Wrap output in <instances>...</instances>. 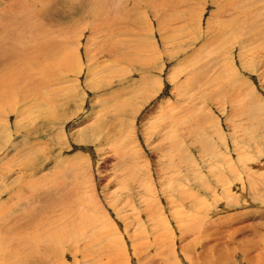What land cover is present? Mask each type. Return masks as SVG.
Wrapping results in <instances>:
<instances>
[{
    "label": "rangeland",
    "instance_id": "1",
    "mask_svg": "<svg viewBox=\"0 0 264 264\" xmlns=\"http://www.w3.org/2000/svg\"><path fill=\"white\" fill-rule=\"evenodd\" d=\"M0 47V264H264V0H0Z\"/></svg>",
    "mask_w": 264,
    "mask_h": 264
},
{
    "label": "bare ground",
    "instance_id": "2",
    "mask_svg": "<svg viewBox=\"0 0 264 264\" xmlns=\"http://www.w3.org/2000/svg\"><path fill=\"white\" fill-rule=\"evenodd\" d=\"M165 1V0H164ZM16 2V1H15ZM22 2V1H21ZM231 2H229L228 4H230ZM7 4V3H6ZM227 4V5H228ZM235 3H233V5H234ZM50 5V4H49ZM98 5V4H97ZM238 5V4H237ZM237 5H234V6H237ZM64 6V5H63ZM101 6V5H100ZM104 8V7H103ZM187 9V8H186ZM216 10H218V9H216ZM105 12V11H104ZM13 19V18H12ZM223 19V18H222ZM224 20V19H223ZM7 21V20H6ZM4 22V21H3ZM224 22V21H223ZM7 23V22H6ZM220 23H221V21H220ZM9 24V23H8ZM16 26V25H15ZM219 33V32H218ZM219 37V36H218ZM215 40V39H214ZM218 40V39H217ZM206 43V42H205ZM208 44V43H207ZM247 45V44H246ZM2 46V45H1ZM0 48H2V47H0ZM4 49V48H3ZM6 50V49H5ZM256 51V50H255ZM2 53H4V51H2ZM1 55V54H0ZM215 65V64H214ZM17 74V73H16ZM15 74V75H16ZM40 99V98H39ZM160 106V105H159ZM171 106V105H170ZM172 107H174V106H172ZM173 109V108H172ZM175 110V109H174ZM156 111V110H155ZM171 111V110H170ZM173 111V110H172ZM173 113V112H172ZM175 114V113H174ZM170 116V115H169ZM174 117V116H173ZM172 129V128H171ZM170 129V130H171ZM190 131V130H189ZM169 132V131H168ZM171 134V133H170ZM140 151V150H139ZM172 151V150H171ZM135 152V151H134ZM264 164V163H263ZM263 164H260L261 165V168H262V166H263ZM37 170V169H36ZM64 171V170H63ZM262 172V171H261ZM261 174H263V173H261ZM260 175V174H259ZM262 176H264V175H262ZM261 177V176H260ZM262 178V177H261ZM264 178V177H263ZM254 179V178H253ZM51 180V179H50ZM56 179H54L53 181H55ZM62 181V180H61ZM55 183V182H54ZM56 188V187H55ZM49 191V190H48ZM51 193H53V192H51ZM14 196V195H13ZM38 199V198H37ZM42 200H43V198H42ZM28 202V201H27ZM40 204V203H39ZM44 204V203H43ZM5 205V204H4ZM9 206V205H8ZM35 207V206H34ZM47 208V207H46ZM10 210H12V208H9V209H7V207L5 208V207H3V205L2 204H0V212H2V216L3 215H7V214H5V213H8ZM182 213V212H181ZM38 215V214H37ZM183 216V215H182ZM17 218V217H16ZM0 219H1V217H0ZM192 219V218H191ZM165 221H163V222H166V219H164ZM195 220V219H194ZM162 221V220H161ZM12 226H14V225H12ZM11 226V227H12ZM107 227V226H106ZM169 227V226H168ZM16 229V228H15ZM104 230V229H103ZM109 233V232H108ZM153 233V232H152ZM111 234V233H110ZM106 235V234H105ZM20 236H22V235H20ZM101 236V235H100ZM99 236V237H100ZM6 237V236H5ZM104 237V236H103ZM1 239V238H0ZM4 239V238H3ZM3 239H1L0 240V244L2 243L1 241L3 240ZM7 239V238H6ZM9 239V238H8ZM19 239H21V238H19ZM28 239V238H27ZM27 239H25V238H22V240H21V243H24V244H26L28 241H27ZM52 240L51 239H48V241H47V243H49V242H51ZM105 242V241H104ZM146 243V242H145ZM14 244V243H13ZM20 244V243H19ZM23 245V244H22ZM105 245V244H104ZM119 245V244H118ZM15 246V245H14ZM35 247H33V246H29V248H28V252H29V255H30V253L31 254H33L34 252H36V249H34ZM47 248V247H46ZM15 249V248H14ZM18 249H19V247H18ZM114 251V250H113ZM125 251V250H124ZM27 251H25V253H26ZM10 253V255H12L13 256V254H12V250L9 252ZM8 253V254H9ZM17 254V253H16ZM22 255V254H21ZM21 255H20V257H21ZM116 255V254H115ZM17 256H18V254H17ZM112 256V255H111ZM14 257V256H13ZM26 257V256H25ZM110 257V256H109ZM108 257V258H109ZM176 257V256H175ZM17 258H19V257H17ZM15 259H16V257H15ZM100 259V258H99ZM111 259V258H110ZM178 260V259H177ZM21 261V260H20ZM14 263V262H13ZM17 263V262H16ZM179 263V260H178V262H177V264ZM26 264V263H25ZM172 264V263H171ZM180 264V263H179Z\"/></svg>",
    "mask_w": 264,
    "mask_h": 264
}]
</instances>
